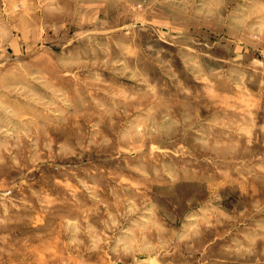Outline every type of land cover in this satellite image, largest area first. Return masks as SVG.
Listing matches in <instances>:
<instances>
[{
    "label": "rangeland",
    "instance_id": "1",
    "mask_svg": "<svg viewBox=\"0 0 264 264\" xmlns=\"http://www.w3.org/2000/svg\"><path fill=\"white\" fill-rule=\"evenodd\" d=\"M0 264H264V0H0Z\"/></svg>",
    "mask_w": 264,
    "mask_h": 264
}]
</instances>
